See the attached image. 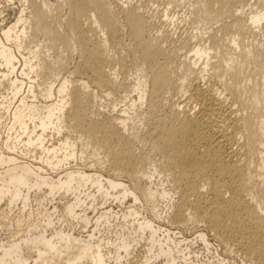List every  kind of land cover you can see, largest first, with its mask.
<instances>
[{"label":"bare ground","instance_id":"1","mask_svg":"<svg viewBox=\"0 0 264 264\" xmlns=\"http://www.w3.org/2000/svg\"><path fill=\"white\" fill-rule=\"evenodd\" d=\"M161 1H0V264H264V0Z\"/></svg>","mask_w":264,"mask_h":264},{"label":"rangeland","instance_id":"2","mask_svg":"<svg viewBox=\"0 0 264 264\" xmlns=\"http://www.w3.org/2000/svg\"><path fill=\"white\" fill-rule=\"evenodd\" d=\"M3 4H1V6H3V5H6L5 4V0H0ZM4 1V2H3ZM132 1V3H137L139 0H137V2H136V0H134V2H133V0H131ZM158 1V0H157ZM51 2H55V0H51ZM160 2H162L161 0H160ZM152 3V2H151ZM153 4V3H152ZM14 5V6H13ZM18 6V4L17 3H15V4H11L10 6L11 7H14L15 8V10H14V8H12V11L14 10L15 12H16V9H17V6ZM16 6V7H15ZM10 7V8H11ZM154 7V6H153ZM152 7V8H153ZM180 10V9H179ZM181 12L180 11H178V9H177V11L179 12V15H180V17H181V15L184 13L183 11H185L183 8H181ZM11 10L9 11V14L7 15V13L4 15V16H7V17H5V18H2V17H4V16H0V19H7V21L9 20H11L12 18H13V16H14V14H15V12L13 13ZM13 13V15L11 16V14ZM8 16H10V18L8 17ZM180 23V22H179ZM184 25L185 26V28H186V26H188V24H186L185 22H183V23H180V25ZM186 24V25H185ZM184 26H180V28L181 27H184ZM189 27V26H188ZM181 30H183V29H181ZM177 32H179V29H178V31ZM40 40V41H39ZM38 40V42L39 43H41V42H43V38H40ZM37 41V40H36ZM38 42H36V43H33L32 45H35V44H39ZM44 43V42H43ZM45 45V44H44ZM70 65L71 64H73L72 65V67L71 66H69V68H68V72L65 70V71H63L62 70V74H61V77H62V75H64V76H70V77H74V79H76V80H81V79H79V78H81V76L80 75H76V76H78V77H76L75 75H72L70 72H72L71 70L73 69V67H74V62H70L69 63ZM134 68L133 67H131L130 68V70H129V72H128V74H126L125 75V77H124V79H123V75H121V74H119L120 75V77L118 78L119 79V81L121 80V78H122V80H125V78H126V80H125V82H127L128 83V81L130 80L131 81V77H128V76H132V82H130L129 81V83L131 84V83H133V85L131 84V86H129V88L127 89V90H125L124 88H119L118 89V94H117V92L116 93H112L111 95H113V96H111L110 95V93L107 91H103V94L101 93V92H99L100 90L98 89V88H95V87H93V88H95L94 90H95V92L96 93H99V95H101V97H103V104L105 105V106H107V104L108 105H110L111 104V106L109 107V109L110 110H112L113 108H112V106L113 105H116L117 107H116V109H115V111L114 112H118V113H121V111L123 110V109H128V111H129V113L130 114H134V112H133V110L132 109H129V107H130V105L132 104V102H134V101H136V102H138L139 101V99H138V95H136V93H137V91L135 90L136 89V85H137V81H138V77H137V79H136V77L135 76H137V74H135L134 72H136V71H134L133 70ZM131 71H133V73L131 72ZM67 72V73H66ZM70 75H69V74ZM133 74V75H132ZM118 75V76H119ZM133 77H135V79L133 78ZM84 80H86V79H84ZM121 80V81H122ZM128 83V85H130ZM136 84V85H135ZM133 86V87H132ZM133 88V89H132ZM135 88V89H134ZM98 89V90H97ZM123 92H122V91ZM132 90V91H131ZM108 93H109V95H108ZM125 93V94H124ZM127 93V94H126ZM130 93V94H129ZM114 94H117V95H114ZM107 95V96H106ZM119 95V96H118ZM126 95V96H125ZM104 97H106V98H104ZM117 97H118V99H117ZM130 97V98H129ZM120 98V99H119ZM121 98H122V100H121ZM132 98V99H131ZM104 99H106V101H104ZM129 99H131L130 101H129ZM125 101V102H124ZM112 102V103H111ZM113 102H115V103H113ZM106 103V104H105ZM126 106H125V105ZM144 106V105H143ZM127 107V108H126ZM108 108V107H107ZM142 108H144L145 109V107H142ZM132 110V111H131ZM143 110V109H142ZM163 175H157V176H155V178H157V179H155L156 181H155V187H157V188H159L161 191H163L164 189H169V186H168V183L165 181V183L163 182L164 181V177H162ZM161 180H162V182H161ZM156 183H158V184H156ZM164 185V186H163ZM165 200V201H164ZM132 203V201H130L129 200V202H127V203H129V204H131ZM159 202H160V204H159ZM170 202V203H169ZM126 203V206H128L129 204H127ZM165 204V205H164ZM169 204V207L168 206H166V205H168ZM171 204V201H170V199H161V198H159V200H158V205H159V208L160 209H162L161 211L163 212V217H166V216H168V212H169V210H170V205ZM36 206V203L34 202L33 203V205H32V207L34 208V209H36L37 208V206ZM165 206V207H164ZM118 207V208H117ZM169 208V209H166V208ZM16 208V209H15ZM14 208V212L12 213V216H16V215H19V213H22L21 212V209H20V206L19 207H15ZM114 208H115V210H120V209H123L124 207H122V206H117V205H114ZM164 209V210H163ZM168 212H167V211ZM15 214V215H14ZM95 213L94 212H90V215H94ZM21 215V214H20ZM8 223H6L7 225H5V223L4 222H1L0 223V227H4V225H5V227L6 226H10V224H11V226L10 227H12V226H14V227H16V225L14 224V223H11V221H7ZM10 223V224H9ZM162 223V225H163V227L165 228H170L171 230H173V232H175L176 233V236L177 235H179L178 237L180 238V239H182V237H184L185 236V238H189V239H193L192 238V236L194 237V235H193V232L194 231H197V229H199V228H204L203 226H200V227H196V225H194L193 227H194V229H193V227H192V225L191 224H186L187 226H185V225H175V224H173V226L172 225H170L169 223H167L166 222V220L163 222H161ZM167 223V224H166ZM13 224V225H12ZM168 225V226H167ZM188 225H189V227L191 228L192 227V229H190L189 227H188ZM181 226V227H180ZM0 228V245L1 244H5V245H8V243L12 240V238H11V233L12 232H14L13 230H10V227H8V228ZM185 227V228H184ZM197 229H196V228ZM2 229V230H1ZM11 229H13V227L11 228ZM79 229V228H78ZM176 229V230H175ZM8 230V231H7ZM175 230V231H174ZM3 231V232H2ZM127 231V230H126ZM10 232V233H9ZM179 233V234H178ZM181 233V234H180ZM195 233V232H194ZM207 233V235H208V237H209V242L211 243V245H210V249H211V252H210V249H207L206 247H205V245H204V243L202 242V241H198V240H196L195 241V243H193V245L192 246H194L192 249L200 256V259H203V258H201V256H204V259L206 260V261H204V262H208V261H210V260H212L213 259V257L215 256V257H217V255H218V258H220V259H225L224 260V264H245V261H243V259L241 258V256H239L238 254H236L235 252H233V251H231V250H228L227 248H225V247H222V246H219L220 244L218 243V241L216 240V238H214L215 236L213 235V233L212 232H209V231H207L206 232ZM2 234V235H1ZM4 234V235H3ZM10 235V236H9ZM192 235V236H191ZM5 236V237H4ZM182 236V237H181ZM8 238H10L9 240H8ZM2 241V242H1ZM7 241H9V242H7ZM5 242H7V243H5ZM141 244H143V242L141 243ZM226 249V250H225ZM201 250V251H200ZM136 251V250H135ZM141 253H140V252ZM138 252H137V254H139V255H137L136 254V252L134 253V251L131 253V257H133V256H135V255H133L132 256V254L134 253V254H136V257H138V259H139V257H141V255L142 254H144V255H142V257H141V259H139V262H140V264H146V263H144L145 261L143 260L144 258V256H145V251L143 250L142 251V247H140V250H139ZM144 252V253H143ZM214 254V255H213ZM236 254V255H235ZM206 255V256H205ZM220 256V257H219ZM239 256V257H238ZM136 257L134 258H131L132 260L133 259H135L136 260V263H138L137 261H138V259H136ZM209 258V259H208ZM203 259V260H204ZM226 261V262H225ZM157 264H165L166 263V261L165 260H163V259H159V260H157ZM222 263V264H223ZM139 264V263H138Z\"/></svg>","mask_w":264,"mask_h":264}]
</instances>
